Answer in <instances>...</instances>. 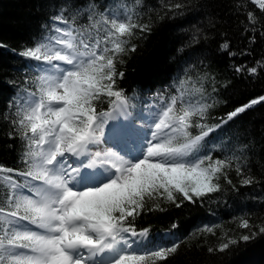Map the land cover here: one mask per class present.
<instances>
[{
    "label": "snow or ice",
    "instance_id": "snow-or-ice-1",
    "mask_svg": "<svg viewBox=\"0 0 264 264\" xmlns=\"http://www.w3.org/2000/svg\"><path fill=\"white\" fill-rule=\"evenodd\" d=\"M250 3L260 15L233 0L234 14H243V45L233 51L229 40L219 43L229 57L248 56L249 45L264 43V0ZM134 5L65 0L41 25L47 34L16 52L32 76L7 104V130L0 133V150L17 154L15 166L0 164V264H170L188 248L185 238L172 239L179 225L164 234L167 243H157L150 227H137L144 216L201 206L223 190L221 179L238 192L233 171L240 185L262 183L251 172V142L223 159L207 150L214 134L264 104V95L217 117L216 77L205 71L193 81L185 71L179 88L157 90L147 114L141 109L131 118L123 66L157 20L179 19L187 9L184 0H164L153 16L147 0ZM232 67L235 75L259 77L264 58ZM257 167L264 172V164ZM239 227L247 233L206 251L264 236V225L248 218ZM197 232L215 235L211 226Z\"/></svg>",
    "mask_w": 264,
    "mask_h": 264
},
{
    "label": "trees",
    "instance_id": "trees-1",
    "mask_svg": "<svg viewBox=\"0 0 264 264\" xmlns=\"http://www.w3.org/2000/svg\"><path fill=\"white\" fill-rule=\"evenodd\" d=\"M65 0H0V42L6 47L0 49V133L7 130L3 117L9 115L7 104L16 94L22 93L26 81L32 73L25 67L26 61L16 55L25 46H31L41 33L47 34L42 24L56 13ZM86 0H77L83 5ZM108 3L110 8L126 9L137 7L134 0H91ZM164 0H147L150 14L161 12L159 5ZM187 5L183 17L175 20L155 22L154 31L139 42L138 50L127 59L123 66L125 79L122 87L132 98L137 113L154 103V93L161 88H179L177 79H184L188 71L195 81L197 75L210 71L216 77L222 103L214 109L219 117L225 112L264 95V74L248 77L247 74L235 75L233 65L245 63L252 66L256 60L264 58V43L249 45L253 50L245 57H229L221 53L218 44L225 39L233 44V51L241 48L240 21L243 14L235 15L233 0H184ZM245 8L255 10L258 6L244 0ZM203 5V7H201ZM198 41V42H197ZM180 49H183L181 52ZM204 63L201 64L200 61ZM229 83V87H220ZM199 86V85H197ZM204 87L210 91V84ZM226 101V103H224ZM216 139L209 144L208 153L213 158L239 155L247 150L243 144L251 142L253 151L247 152L252 164L251 172L262 183L252 187L239 184V177L230 172V178L239 191L229 190L221 179L222 191L212 194L201 206L186 207L170 213H155L143 217L137 227H150L151 235L157 243H167L165 232L176 222V235L172 239L185 238L187 250L181 252L170 264H264V236L257 235L250 242L230 246L225 252L209 254L208 247H219L229 238L247 233L239 227L241 218L250 223L264 225V172L257 164H264V104L249 109L226 128L214 134ZM216 145L213 148L212 145ZM17 154L8 149L0 150V164L15 166ZM0 180V187L3 186ZM213 227L212 233H200L197 229Z\"/></svg>",
    "mask_w": 264,
    "mask_h": 264
},
{
    "label": "rangeland",
    "instance_id": "rangeland-1",
    "mask_svg": "<svg viewBox=\"0 0 264 264\" xmlns=\"http://www.w3.org/2000/svg\"><path fill=\"white\" fill-rule=\"evenodd\" d=\"M131 116V118H133V116L132 115H130ZM125 118H122L121 120H124ZM119 122V121H118ZM136 124H137V126H139L140 124H141V121H139V120H137L136 121Z\"/></svg>",
    "mask_w": 264,
    "mask_h": 264
}]
</instances>
